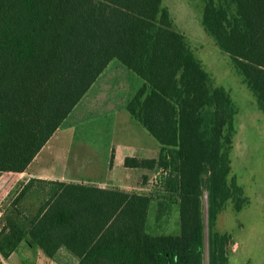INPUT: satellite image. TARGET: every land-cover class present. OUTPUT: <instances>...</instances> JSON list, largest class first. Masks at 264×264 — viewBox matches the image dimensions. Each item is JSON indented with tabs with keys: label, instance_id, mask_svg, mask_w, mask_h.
<instances>
[{
	"label": "trees",
	"instance_id": "1",
	"mask_svg": "<svg viewBox=\"0 0 264 264\" xmlns=\"http://www.w3.org/2000/svg\"><path fill=\"white\" fill-rule=\"evenodd\" d=\"M201 23L264 113V0H204ZM114 60L142 82L126 107L160 145L125 167L160 176L147 193L31 179L0 220L1 256L26 243L45 261L205 264L206 181L209 264H229L231 236L214 228L230 202L248 203L230 177L237 110L164 0H0V173L26 172ZM33 191L43 200L29 216ZM155 198L178 203L179 235L149 233Z\"/></svg>",
	"mask_w": 264,
	"mask_h": 264
},
{
	"label": "rangeland",
	"instance_id": "2",
	"mask_svg": "<svg viewBox=\"0 0 264 264\" xmlns=\"http://www.w3.org/2000/svg\"><path fill=\"white\" fill-rule=\"evenodd\" d=\"M164 5L170 10L177 29L186 36L210 74L213 84L224 87L230 93L237 110L230 177L243 189L248 203L241 211H236L230 202L220 213L214 229L233 239L229 249V264H264V113L259 110L254 95L235 71L229 56L221 52L204 31L201 23L204 0H164ZM113 63L123 69L118 68L120 72L113 69V73L96 81L93 90L78 105L72 118L63 123L31 164V173H39L43 169L52 172L53 169L57 172V181L85 185L115 183L119 177L123 185L129 186L126 183H136L137 179H141L142 185L130 191L147 193L151 190L153 180L161 172L158 169L140 170L146 173L143 175L137 170L129 181L121 160L140 149L159 151L160 145L130 116L124 103L138 88L135 85L129 94L125 85L128 70L117 60ZM113 79L118 81L114 87ZM56 152L57 163H54L50 159H55ZM51 162L52 166L48 164ZM13 177L8 173H0V184L11 185ZM144 186L147 188L142 190ZM5 189L0 187V209L4 217L10 213L15 199L11 195L3 197ZM203 189L205 264H209L210 220L206 181ZM157 192L162 196L164 194L158 189ZM156 193L155 196H158ZM42 200V193L33 191L20 208L26 215H34ZM179 221L178 203L171 204L163 198L154 199L149 213V233L179 235ZM14 256L6 264H76V260L65 252H60L53 260H40V253L26 243L19 247Z\"/></svg>",
	"mask_w": 264,
	"mask_h": 264
},
{
	"label": "crops",
	"instance_id": "3",
	"mask_svg": "<svg viewBox=\"0 0 264 264\" xmlns=\"http://www.w3.org/2000/svg\"><path fill=\"white\" fill-rule=\"evenodd\" d=\"M123 65V64H122ZM114 66V67H112ZM124 66V65H123ZM125 67V66H124ZM120 68L121 70L123 69L121 66H119V64H111L109 65V67L104 71V73L99 77V79H103L105 77H107V75H109L110 73H113V69H116L117 72H120L119 69ZM126 68V67H125ZM127 69V68H126ZM114 70V71H116ZM128 70V69H127ZM124 71V70H123ZM127 77L126 78V81H125V85L127 86V91L129 89V94L132 92V90L134 89V86L136 85V88H139L141 87L142 85V82L137 79L129 70L127 72ZM98 79V80H99ZM117 80L114 81V79L112 80V86H116L117 85ZM137 82V83H136ZM95 85V84H94ZM121 85V84H120ZM119 86V85H118ZM94 86L91 88V90L87 93V95L83 98V100L81 102H83L85 100V98L89 95V93L93 90ZM131 97V94L130 96ZM129 97L126 99L125 101V106H127V103H128V100H129ZM80 102V103H81ZM79 103V104H80ZM80 106V105H79ZM77 106L74 111L71 113V115L68 117V119L66 121L69 120V118L71 119L72 118V115L73 113L76 111V109L79 107ZM65 121V122H66ZM46 147V146H45ZM44 147V148H45ZM44 148L41 150V152L44 150ZM160 148V147H159ZM40 152V153H41ZM159 152H160V149L159 151H157L156 149L154 150H150V149H140V150H137L135 154L133 155H126L124 157V160H121L122 161V165H123V171L125 172V176H127L129 178V181L131 180L130 178H132L131 176H133V173L134 171H137L139 170V172H141L140 170H144V169H129V168H126L125 167V159L126 158H138V159H141V160H155L158 158L159 156ZM39 153V154H40ZM142 154V156L140 155ZM39 156V155H38ZM37 156V157H38ZM53 160L54 163H57V152L55 153V159H50V161ZM35 161V160H34ZM33 161V162H34ZM50 166H52V162L51 163H48ZM111 166V165H110ZM31 166L29 167V169L24 172V173H8V174H11L13 175V179H12V182H11V185H8V184H3L1 182L0 184V187L2 188H6L5 189V193L3 194V197L5 196H10L13 197V198H16L18 196V194L21 192V190L23 189V187L31 180V179H37V180H44V181H50V182H57V172H54L53 169H52V172L51 171H48L49 169H43L42 171H40L39 173H31ZM141 173H144V172H141ZM146 173H144L143 175H145ZM141 179H137L136 180V183H126V184H129V186H126V185H123L124 183H122L121 179L116 178V181L115 183H101L100 185H95V186H99L101 188H116V189H120V190H125V191H130L131 189H133L135 186H141ZM122 184V185H121ZM120 186V187H119ZM129 188V189H128ZM3 199V198H1ZM232 239V238H231ZM233 240V239H232ZM234 244V243H233ZM236 245V244H234ZM37 252H39L38 250H36ZM17 252V251H16ZM16 252L8 259L6 260V263H9V261L13 260V257H15L14 255L16 254ZM40 260H44L45 259H41ZM230 262V260H229Z\"/></svg>",
	"mask_w": 264,
	"mask_h": 264
},
{
	"label": "built area",
	"instance_id": "4",
	"mask_svg": "<svg viewBox=\"0 0 264 264\" xmlns=\"http://www.w3.org/2000/svg\"><path fill=\"white\" fill-rule=\"evenodd\" d=\"M3 212L0 209V220L3 218ZM0 264H6V260L0 254Z\"/></svg>",
	"mask_w": 264,
	"mask_h": 264
}]
</instances>
